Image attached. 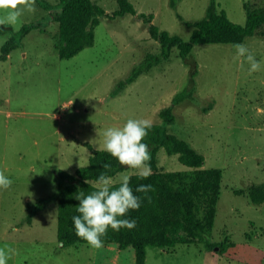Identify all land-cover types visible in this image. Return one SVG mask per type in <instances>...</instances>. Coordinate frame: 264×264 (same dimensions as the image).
I'll return each instance as SVG.
<instances>
[{"label":"rangeland","instance_id":"374dc122","mask_svg":"<svg viewBox=\"0 0 264 264\" xmlns=\"http://www.w3.org/2000/svg\"><path fill=\"white\" fill-rule=\"evenodd\" d=\"M94 1L106 14L100 16L93 45L73 57H59V22L51 20L0 61V171L13 181L0 189V246L15 250L8 264H136L132 247L61 245L57 172L86 165L89 144L102 146L108 127L122 126L129 118L162 122L160 110L191 84L192 65L175 47L169 60L113 95L117 83L147 54L160 52L161 42L143 18L132 13L112 17L117 0ZM130 1L138 13L154 14L160 29L186 40L193 30L186 21L205 16L211 2L178 0L174 8L171 0ZM216 1L219 10L241 24L247 19L245 4L264 7V0ZM35 9L25 10L11 30H0V50L24 23L50 13L36 1ZM240 44L260 62L259 71L249 74L250 65L237 56L235 43L194 45L195 92L175 105L176 120L168 125L206 156L205 167L223 169L213 244L181 243L170 250L150 245L146 264H264V202L255 204L249 196L252 185L264 182V36L258 33ZM158 163L165 170L189 169L165 148L158 152ZM133 173L126 167L111 177ZM41 199L45 207L29 223V208Z\"/></svg>","mask_w":264,"mask_h":264},{"label":"trees","instance_id":"16d2710c","mask_svg":"<svg viewBox=\"0 0 264 264\" xmlns=\"http://www.w3.org/2000/svg\"><path fill=\"white\" fill-rule=\"evenodd\" d=\"M42 8L50 11L37 21L24 23L21 28L2 45L0 61L8 59L11 52L22 46L23 38L33 29L45 30L51 20L59 22V40L55 45L61 58H69L78 54L95 41V28L100 23V16L106 14L103 6L94 0H35ZM119 8L112 17L132 13L144 19L149 25L151 36L161 42L158 53H149L144 60L136 65L131 73L117 83L113 95L120 93L127 85L136 81L141 74L147 73L155 65L169 60L173 49H179V55L192 65V81L184 90L173 98L172 104L162 108L159 116L162 122H152L153 126L142 142L146 143L151 153L148 162L151 175L141 179L136 173L130 175V187L133 193L141 198L138 210H129L121 219H134L136 226L132 229L121 228L107 230L102 237L103 244H117L123 251L132 247L135 251V263L146 264L148 246L154 245L164 249L175 248L181 243H206L212 246V231L215 224L218 201L221 195L223 169L205 167L206 156L192 144L170 132L168 125L176 120L174 107L182 100L194 95V78L197 73L196 60L192 56L195 44L199 43H242L247 37L255 34L264 36V7L250 8L247 4V19L244 24L230 19L224 9L219 10L216 0H211L206 15L194 21H186L193 26L188 40L154 23V14L138 13L136 6L130 0H117ZM178 0H171L176 8ZM180 16V15H179ZM181 19H183L180 16ZM1 31L11 30V25H0ZM92 154L86 165L78 167L74 172L60 169L58 175V239L63 247L87 243L75 234L72 221L74 215H79L75 198L80 191L89 194L95 190L94 185L100 174L114 176L126 167L105 151H97L89 144ZM165 148L168 154H178L179 160L187 165L185 170H165L158 163V152ZM108 163L110 169L102 165ZM140 184H151L152 191L147 194L136 192ZM119 186L118 184L116 185ZM253 203L264 202V182L254 184L249 189ZM151 197V202L147 199ZM45 207V200L30 206L28 222Z\"/></svg>","mask_w":264,"mask_h":264},{"label":"clouds","instance_id":"9594fccd","mask_svg":"<svg viewBox=\"0 0 264 264\" xmlns=\"http://www.w3.org/2000/svg\"><path fill=\"white\" fill-rule=\"evenodd\" d=\"M0 10L6 12V15L0 17V25L15 26L25 10H36L35 0H0ZM233 47L237 56L245 57L249 63V74L260 70V62L244 44L237 43ZM152 126L150 119L129 118L122 126L108 127L102 133V146L98 147L97 151L109 153L122 166L136 170L141 179H146L152 174L148 163L151 153L148 145L142 141ZM102 167L107 170L111 165L104 163ZM12 183L13 181L0 171V189L7 190ZM94 188L89 194L83 191L76 194L75 198L79 201L76 211L79 215H74L72 221L75 234L91 247L99 249L103 247L101 238L107 235L109 228L119 231L121 228L132 229L136 226L134 219L119 217H125L129 210H138L141 198L133 193L129 174H121L118 179L113 180L102 172ZM152 190L154 189L151 184H140L136 188V192L144 194ZM147 199L151 202V197ZM14 252L15 250L7 244L0 246V264H8Z\"/></svg>","mask_w":264,"mask_h":264},{"label":"water","instance_id":"95a60500","mask_svg":"<svg viewBox=\"0 0 264 264\" xmlns=\"http://www.w3.org/2000/svg\"><path fill=\"white\" fill-rule=\"evenodd\" d=\"M216 249H218V247H216Z\"/></svg>","mask_w":264,"mask_h":264}]
</instances>
